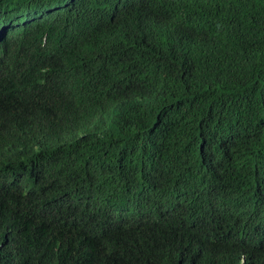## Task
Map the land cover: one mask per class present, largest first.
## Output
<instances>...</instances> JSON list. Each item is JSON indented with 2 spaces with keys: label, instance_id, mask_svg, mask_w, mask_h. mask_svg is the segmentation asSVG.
<instances>
[{
  "label": "trees",
  "instance_id": "16d2710c",
  "mask_svg": "<svg viewBox=\"0 0 264 264\" xmlns=\"http://www.w3.org/2000/svg\"><path fill=\"white\" fill-rule=\"evenodd\" d=\"M118 13L0 75V264H264V0Z\"/></svg>",
  "mask_w": 264,
  "mask_h": 264
},
{
  "label": "clouds",
  "instance_id": "9594fccd",
  "mask_svg": "<svg viewBox=\"0 0 264 264\" xmlns=\"http://www.w3.org/2000/svg\"><path fill=\"white\" fill-rule=\"evenodd\" d=\"M146 0H0V75L6 65L23 64L26 61L51 62L64 48L78 39H87L89 27L91 33L99 30L101 19L108 13L128 11ZM118 10V11H117ZM119 18V13L117 19ZM152 30L157 19L150 17ZM62 96L52 94L50 102ZM97 119L87 123L91 127ZM218 193L208 204L214 210L213 219L226 216L232 209L229 200L232 197L231 180L225 175L219 179V173L211 178ZM59 201V199L57 198ZM30 203H35L29 200ZM29 212V211H28ZM113 218L107 222H114ZM224 241H221V245ZM259 247L239 245L236 257L243 262L246 255L257 256Z\"/></svg>",
  "mask_w": 264,
  "mask_h": 264
}]
</instances>
